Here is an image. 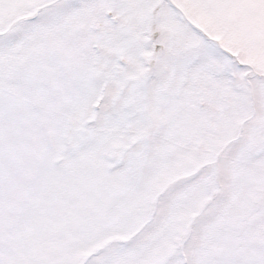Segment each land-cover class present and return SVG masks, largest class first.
I'll return each instance as SVG.
<instances>
[{"label": "snow or ice", "instance_id": "1", "mask_svg": "<svg viewBox=\"0 0 264 264\" xmlns=\"http://www.w3.org/2000/svg\"><path fill=\"white\" fill-rule=\"evenodd\" d=\"M0 264H264V0H0Z\"/></svg>", "mask_w": 264, "mask_h": 264}]
</instances>
